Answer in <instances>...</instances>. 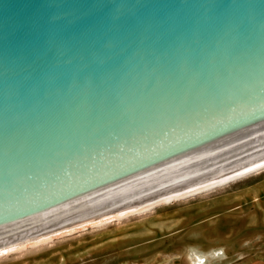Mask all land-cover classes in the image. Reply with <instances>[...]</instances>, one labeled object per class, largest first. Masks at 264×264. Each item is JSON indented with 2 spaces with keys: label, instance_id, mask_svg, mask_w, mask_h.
Here are the masks:
<instances>
[{
  "label": "water",
  "instance_id": "obj_1",
  "mask_svg": "<svg viewBox=\"0 0 264 264\" xmlns=\"http://www.w3.org/2000/svg\"><path fill=\"white\" fill-rule=\"evenodd\" d=\"M264 158V0H0V242Z\"/></svg>",
  "mask_w": 264,
  "mask_h": 264
},
{
  "label": "rangeland",
  "instance_id": "obj_2",
  "mask_svg": "<svg viewBox=\"0 0 264 264\" xmlns=\"http://www.w3.org/2000/svg\"><path fill=\"white\" fill-rule=\"evenodd\" d=\"M0 264H264V171L13 251Z\"/></svg>",
  "mask_w": 264,
  "mask_h": 264
},
{
  "label": "bare ground",
  "instance_id": "obj_3",
  "mask_svg": "<svg viewBox=\"0 0 264 264\" xmlns=\"http://www.w3.org/2000/svg\"><path fill=\"white\" fill-rule=\"evenodd\" d=\"M261 171H264V158L253 163L244 165L242 167L233 169L231 171L222 173L220 175L214 176L212 178L203 180L201 182L192 184L190 186L181 188L179 190L173 191L171 193L162 195L160 197L151 199L149 201L140 203L130 208L99 218L89 223L69 229L67 231L43 232L0 242V256L7 255L13 251H19L25 248L43 245L52 241L54 238L70 235L86 228L103 226L111 222L127 219L132 216L143 215L147 212L152 211L156 207L167 205L173 202H179L189 197H194L203 194L214 188L221 187L230 182H234L245 177L251 176L253 174L260 173Z\"/></svg>",
  "mask_w": 264,
  "mask_h": 264
}]
</instances>
